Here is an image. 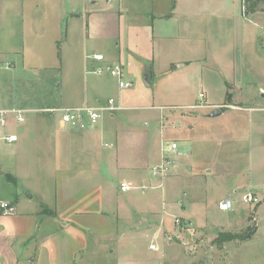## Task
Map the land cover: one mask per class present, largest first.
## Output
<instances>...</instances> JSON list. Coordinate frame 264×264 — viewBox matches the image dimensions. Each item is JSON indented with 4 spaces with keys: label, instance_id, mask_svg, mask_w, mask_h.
Wrapping results in <instances>:
<instances>
[{
    "label": "rangeland",
    "instance_id": "obj_1",
    "mask_svg": "<svg viewBox=\"0 0 264 264\" xmlns=\"http://www.w3.org/2000/svg\"><path fill=\"white\" fill-rule=\"evenodd\" d=\"M173 1L0 0V108L31 109L36 112L26 118L56 121L39 110L71 106L77 101L83 90L78 86H83L79 78L85 45H126L129 40L136 44L133 23L141 20L142 32L148 38L152 10L167 9L165 14H169ZM182 1L184 7L188 2L192 8L191 12L182 11L179 21L185 24L184 33L171 45H202L205 53L217 45H243L242 57L237 51L243 89L256 92L252 88H264V15H260L263 21L244 18L240 6L246 8L247 0L177 2ZM255 8L264 12V0H258ZM84 9L102 12L100 20L109 12L115 13L119 17L117 37L113 39L111 33L105 34L110 37H104L102 33L95 40H87L84 17L70 15L83 14ZM187 13L191 16L186 18ZM115 24L116 19L112 26ZM246 45H258L259 62L252 59ZM203 66L209 68L211 63L204 61ZM135 78L133 88L124 91H119L113 80L102 101L120 97L119 102L126 109L114 113L117 129L144 132L148 147H142L141 153L155 159L141 174L147 181L133 185L128 193L142 210L134 229L130 227L135 235L133 248L137 260L140 264H264V129L256 130L258 123H264V112L260 118L249 111L251 103L235 106L224 103L221 108L182 107L204 102L198 96L196 74L184 77L183 81L175 77L169 83L174 90L165 95L142 87V78L138 75ZM86 79L101 77L86 76ZM158 106L174 107L158 109ZM214 109L223 115L209 118ZM106 117L110 115L105 114ZM170 142H176L181 157L171 155L174 165L166 177H153L150 169L160 164V149ZM3 147L6 148L4 144ZM126 148L128 154L140 153ZM188 159L189 166L185 165ZM189 170L201 177L196 180L199 188L192 184ZM183 193L187 199H183ZM196 194L206 203V209L201 208L205 215L201 221L182 217L188 209L189 196ZM246 194L255 201L244 203L242 196ZM221 198L233 201L230 211L218 210L217 200ZM175 219L179 224H174ZM148 226L151 229H146ZM163 229L171 233L168 242L157 233ZM225 233L236 238L221 241L220 235ZM151 246L157 251L151 250ZM127 247L124 241L120 249L125 251Z\"/></svg>",
    "mask_w": 264,
    "mask_h": 264
},
{
    "label": "crops",
    "instance_id": "obj_2",
    "mask_svg": "<svg viewBox=\"0 0 264 264\" xmlns=\"http://www.w3.org/2000/svg\"><path fill=\"white\" fill-rule=\"evenodd\" d=\"M177 1H173L169 14H165L167 9L152 10L149 39L142 32L143 22L137 20L133 23L136 44L129 40L126 45H85L82 77L79 78L83 86H78L83 90L74 105L66 107L93 105L107 97L105 94L113 79L88 80L86 76L91 75H85V56L97 52L105 57L107 63L125 65V77L133 84L138 75L142 78V87L151 88L154 92L156 89V93L161 95L174 90L169 83L175 77L183 81L184 77L196 74L199 76L198 96L204 102L198 106L195 103L182 107L221 108L226 103V94H230V105L251 103L247 108L261 118L264 94L260 93H264V88H252L254 92L243 89L242 85L237 51L242 57L243 45H217L207 53L202 45H171L184 33L185 24L179 21L182 11L191 12L192 8L188 2L190 7H184L183 1ZM71 14L77 15L76 18L84 17L87 40H95L102 33L104 37L113 35L115 39L119 33V17L113 12L103 15L104 20L99 19L102 12L96 9ZM185 15L186 18L191 16ZM260 15L264 12L254 10L244 18L263 21ZM237 30L239 32V27ZM247 46L252 59L259 62L261 51L258 45ZM207 60L211 63L209 68L203 66ZM145 73L150 74L148 84L143 80ZM119 99L118 96L115 100L121 105ZM162 119L165 120L164 117ZM52 121L30 116L24 123L15 124L9 118L6 126L0 127V202H6L15 209L13 214L0 215V264H140L133 248L135 235L130 229H134L142 210L128 193L133 185H138L141 180L147 181L141 174L149 163L155 161L141 153L142 147H148L144 132L131 128L117 129L114 114L102 119L103 122L90 132L67 131ZM263 124H257V132L264 129ZM8 136H15L16 141L6 143L3 138ZM126 147L140 150V153L128 154ZM178 157H181L180 153ZM189 163L188 159L185 165L189 166ZM188 172L192 184L198 187L196 183L199 181L196 180L201 177L190 170ZM121 183L128 184L131 190L121 192ZM182 197L187 199V194L183 193ZM220 200L223 198L217 202ZM181 205L184 206L183 203ZM186 205L188 209L182 217L201 221L205 216L201 208L206 209V203L199 195L189 196ZM157 233L166 242L172 238L171 233L164 229ZM124 241L128 243L125 251L129 254L120 249ZM105 256L106 260L102 258ZM111 257L114 259L109 263Z\"/></svg>",
    "mask_w": 264,
    "mask_h": 264
},
{
    "label": "built area",
    "instance_id": "obj_3",
    "mask_svg": "<svg viewBox=\"0 0 264 264\" xmlns=\"http://www.w3.org/2000/svg\"><path fill=\"white\" fill-rule=\"evenodd\" d=\"M114 0H107L110 3ZM244 0H242V3ZM242 16H245V7H241ZM87 67L85 69V75H91L94 77H108L116 82V86L119 91L130 90L133 88L132 81L125 77V65L121 63H107L105 57L97 52L89 53L85 56ZM128 66V65H127ZM123 108L113 98H108L105 101H99L95 104H84L78 107H51L39 110V112L49 114L54 117L59 128L67 131L76 132H90L94 131L105 114L113 115L114 113L123 111ZM36 112L31 109H24L20 107H11L8 109H0V127H5L9 118L15 124H22L25 122L26 116L30 113ZM3 140L6 143H13L16 141L15 136L4 137ZM178 146L176 142H170L165 147L160 149L161 162L159 165L150 169L153 177L164 178L167 176L169 170L174 165V160L171 159V155L176 156ZM121 192H128L131 187L126 183L119 185ZM244 203H252L255 199L246 194L242 196ZM233 201L230 199H223L218 202L217 208L219 211L227 212L232 209ZM15 209L6 202H0V215L13 214ZM174 224H179V220L175 219ZM151 250L157 251L156 247L151 246Z\"/></svg>",
    "mask_w": 264,
    "mask_h": 264
},
{
    "label": "trees",
    "instance_id": "obj_4",
    "mask_svg": "<svg viewBox=\"0 0 264 264\" xmlns=\"http://www.w3.org/2000/svg\"><path fill=\"white\" fill-rule=\"evenodd\" d=\"M257 1L258 0H247L248 6H246V8H245V14L253 13V11L256 10L255 6H256ZM57 58L60 61V55H59L58 46H57ZM230 101H231V95L230 94H226V98H225L226 105H229ZM220 238H221V241H226V240L228 241L229 239H234L236 237L235 236H231V234H229V233H225V234H221ZM237 238H240V237L238 236Z\"/></svg>",
    "mask_w": 264,
    "mask_h": 264
},
{
    "label": "water",
    "instance_id": "obj_5",
    "mask_svg": "<svg viewBox=\"0 0 264 264\" xmlns=\"http://www.w3.org/2000/svg\"><path fill=\"white\" fill-rule=\"evenodd\" d=\"M91 4H93V2H90ZM143 80L145 83L148 84V82H150V74L149 73H145L143 76ZM221 115V111L219 109H214L209 115V118H216L218 116Z\"/></svg>",
    "mask_w": 264,
    "mask_h": 264
}]
</instances>
